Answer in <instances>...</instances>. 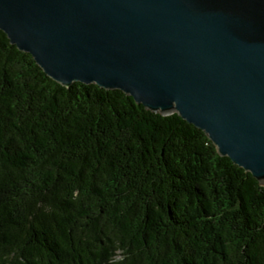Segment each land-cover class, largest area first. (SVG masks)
<instances>
[{
  "label": "trees",
  "instance_id": "trees-1",
  "mask_svg": "<svg viewBox=\"0 0 264 264\" xmlns=\"http://www.w3.org/2000/svg\"><path fill=\"white\" fill-rule=\"evenodd\" d=\"M0 264H264V186L178 115L62 87L0 31Z\"/></svg>",
  "mask_w": 264,
  "mask_h": 264
},
{
  "label": "water",
  "instance_id": "water-1",
  "mask_svg": "<svg viewBox=\"0 0 264 264\" xmlns=\"http://www.w3.org/2000/svg\"><path fill=\"white\" fill-rule=\"evenodd\" d=\"M0 31L62 87L178 115L264 186V0H0Z\"/></svg>",
  "mask_w": 264,
  "mask_h": 264
}]
</instances>
